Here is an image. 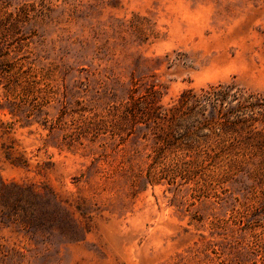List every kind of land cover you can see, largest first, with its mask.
I'll return each mask as SVG.
<instances>
[{"label":"rangeland","instance_id":"1","mask_svg":"<svg viewBox=\"0 0 264 264\" xmlns=\"http://www.w3.org/2000/svg\"><path fill=\"white\" fill-rule=\"evenodd\" d=\"M231 82L264 97V0H0V264H264V141L155 167L121 118Z\"/></svg>","mask_w":264,"mask_h":264},{"label":"trees","instance_id":"2","mask_svg":"<svg viewBox=\"0 0 264 264\" xmlns=\"http://www.w3.org/2000/svg\"><path fill=\"white\" fill-rule=\"evenodd\" d=\"M121 118L135 125L152 123L162 131L158 137L162 145L152 158L155 167H164L172 150L181 153L177 166L181 162L186 168L199 163L215 166L228 141H264L258 127L264 122V97L235 82L186 91L170 108L156 105L152 98L131 97Z\"/></svg>","mask_w":264,"mask_h":264}]
</instances>
